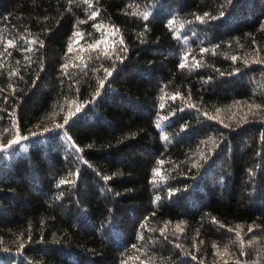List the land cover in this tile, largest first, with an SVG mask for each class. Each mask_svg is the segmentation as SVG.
<instances>
[{
  "label": "trees",
  "instance_id": "trees-1",
  "mask_svg": "<svg viewBox=\"0 0 264 264\" xmlns=\"http://www.w3.org/2000/svg\"><path fill=\"white\" fill-rule=\"evenodd\" d=\"M0 264H264V0H0Z\"/></svg>",
  "mask_w": 264,
  "mask_h": 264
},
{
  "label": "snow or ice",
  "instance_id": "snow-or-ice-1",
  "mask_svg": "<svg viewBox=\"0 0 264 264\" xmlns=\"http://www.w3.org/2000/svg\"><path fill=\"white\" fill-rule=\"evenodd\" d=\"M77 35H79V33H77ZM158 174V173H157Z\"/></svg>",
  "mask_w": 264,
  "mask_h": 264
}]
</instances>
